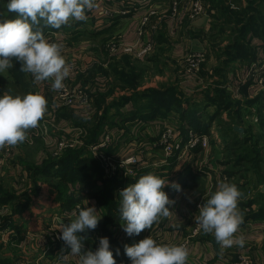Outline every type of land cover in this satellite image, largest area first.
I'll return each mask as SVG.
<instances>
[{
  "label": "crops",
  "instance_id": "1",
  "mask_svg": "<svg viewBox=\"0 0 264 264\" xmlns=\"http://www.w3.org/2000/svg\"><path fill=\"white\" fill-rule=\"evenodd\" d=\"M173 1L95 0L97 7L87 12L86 21H70L60 29L48 28L47 33L59 35L63 55L71 69L64 82L87 88L92 99L84 106L55 101L53 81L36 82L33 79L35 93L42 94L48 102L47 111L39 123L43 131L33 142L35 148H26L22 152L20 144L13 147L0 169V264H35L36 261L38 264H79V257L68 254L70 248L64 242L54 240L62 223L69 224L66 219H75L73 213L76 212L73 207L62 209L56 191L37 172L52 159L50 150L56 141L64 136L72 137L74 129L79 126L86 132V143L79 147L81 157L96 160L90 146L104 141L108 133L110 139L103 149L114 162L130 156L138 158V163L125 167L133 169L128 173V180L135 183L140 176L154 173L167 179L168 185L163 191L170 199L176 200L170 208L173 211L171 216L162 217L151 229L128 236L124 241L123 221L120 217L109 221L107 211L120 204L117 192L121 190L115 192L112 203H99V197L103 196L97 187L102 183L98 179L85 199L102 217L98 224L101 231L97 229L99 238L83 237L85 250L95 251L99 239L107 237L116 264H131L124 245L131 246L145 237L158 235L160 244L185 245L189 252L187 264H224L237 259L240 254L249 256L252 264H264V218L255 215L258 200L249 204L251 199L246 193L247 187H252L251 193L255 191V180L250 179L244 184V179H234L238 171L228 169L236 161L228 156L230 142L226 138L214 143L210 139L208 151L200 146L191 148L186 145L189 129H195L192 126L195 119L198 126L207 128V132L197 131L210 136L209 131L216 124L212 118L215 112L229 123L231 119L235 120L234 123L231 121L233 128L239 124L243 131L234 128L237 136L243 138L252 130L253 133L260 131L264 139V92L247 78L249 67L241 64L238 68L225 69L215 80L211 46L217 25L213 17L216 16L215 10L208 3L210 12L189 20L182 13L177 17L173 15ZM225 34L228 35L229 31L226 30ZM245 35L255 53L253 58L264 60V36L251 30ZM112 43L135 44L139 48L152 44L147 55L128 54L140 63L143 70H137L142 79L136 88L124 87L117 82L114 70H129L134 62L120 50L111 53L109 47ZM197 52H204L207 62L199 70L189 71L187 56ZM124 57H130L131 63H126ZM172 87L176 88V95H163L158 106L153 105L152 96L134 98L135 91L149 88L169 91ZM217 90L222 91L232 104L219 107L222 98L217 95ZM123 96L128 98L124 104H113ZM98 125L99 131L94 132L92 139L93 129ZM168 127H174V140L180 144L179 148L167 150L161 141L162 133ZM247 143L254 146L250 138ZM102 171L106 176L104 169ZM110 174L105 179L120 180L123 176L115 170ZM225 178L243 193L239 208L244 214V222L236 233V236H243V247L234 244L222 248L214 235L202 230L194 233L197 202L206 201L216 190L218 182ZM173 182L181 186V192L170 186ZM75 183L77 188L85 185L83 181ZM75 183L68 182L62 192H70L68 190ZM36 189L38 193L33 194ZM27 201L28 205L22 207ZM56 212L59 217H55ZM64 254H67L66 258H62Z\"/></svg>",
  "mask_w": 264,
  "mask_h": 264
},
{
  "label": "clouds",
  "instance_id": "2",
  "mask_svg": "<svg viewBox=\"0 0 264 264\" xmlns=\"http://www.w3.org/2000/svg\"><path fill=\"white\" fill-rule=\"evenodd\" d=\"M96 7L95 0H9L7 12L15 13L16 18L0 21V73L17 61L20 71L31 74L34 81L52 80L55 91L65 88L64 81L71 69L62 55L63 46L50 42L44 29H60L70 21H86L87 12ZM47 103L39 92L13 96L5 91L0 96V150L24 143L29 130L38 127L44 118ZM167 185V179L148 173L120 191V218L123 231L129 237L151 229L162 217L172 215L170 208L176 200L163 191ZM170 186L177 192L182 191L177 183ZM242 195L237 185L225 178L199 205V214L194 218L198 229L214 235L222 248L244 245L243 236H236L244 222L239 208ZM87 203L78 214L73 213L76 218L69 224L62 223L59 239L70 248L68 254L79 257V264H116L107 237L99 239L95 251L84 249L83 237L78 234L95 230L102 218L95 206L88 207ZM124 252L131 264H187L189 256L185 245L160 244L151 236L131 246L124 245ZM116 253L119 255V249ZM66 257L64 254L62 258Z\"/></svg>",
  "mask_w": 264,
  "mask_h": 264
},
{
  "label": "rangeland",
  "instance_id": "3",
  "mask_svg": "<svg viewBox=\"0 0 264 264\" xmlns=\"http://www.w3.org/2000/svg\"><path fill=\"white\" fill-rule=\"evenodd\" d=\"M175 1L178 3V9L176 12H174L173 10V3ZM191 2L192 0H174L172 3L173 15L177 17L179 13H182L186 15L187 19L189 20L195 19L196 17L195 18L189 17V9H190ZM203 3H204V9L200 15L210 12V8H213L216 12V16L215 15L213 16L215 22L217 23V25L215 26V37L213 41H211V46L213 47V50H214V59H215L213 66H212L214 79L215 80L218 79L217 75L222 76L223 71L227 68H238L240 64L245 65V67H249V74L247 75V78L251 80L252 82H254V84L259 87L260 91L264 92V84L261 85V84H258L257 82V76L261 73L264 74V60H262L261 58H258V59L253 58L255 56V53L253 49L249 46L248 39L245 38L246 37L245 32H247V30H251L255 32L256 34H261L262 36H264V0H213L212 2H208V0H203ZM208 3H209V6H211L210 8H208L209 7ZM178 24L180 23H177V25ZM226 30L229 31L228 35L225 34ZM45 35L49 39V41L56 42V43L63 45L62 42L59 40L58 34L48 32ZM63 54L64 52L62 48V55ZM126 55L130 56L128 54ZM192 56L200 57V62L196 68L192 67L191 62L189 61L190 57ZM131 59L133 60L135 64L138 63L134 61L133 57H131ZM196 60H197L196 57H193L192 61H196ZM206 62H207L206 54L204 52L190 53L187 56V64H186L187 69L189 71H194L197 69L199 70L201 66L204 65ZM15 63H17V61H15ZM139 64L140 63H138L137 65L140 68H142V66ZM254 75L256 76L254 77ZM15 90H16V84L14 81H12L11 76H9L8 72L5 71L4 73H0V91L3 93L7 91L13 96H15ZM217 95H219V97L222 98V99L220 98L221 100L219 101L220 103L219 107L226 105V103L232 104V102L229 99H227V96H225L222 91L217 90ZM217 113L218 112H215L216 116H214L216 120L214 129L212 130L210 129L209 131L210 132L209 134L211 136L210 139L212 143H214L215 140L224 137L229 142H232V145L231 143L228 144V145H231L230 148L228 149V156H232L237 159L239 157H242V159L239 160L240 161L239 165L231 164L228 169L234 172L238 171L234 179L235 180L244 179V184H246V182H248L250 179L255 180L256 188H253L255 190L254 191L255 194L254 192L251 193L252 187H247V188L246 186L244 187L246 188V193L249 196L247 198L249 200L250 199L252 200V198H254L255 199L254 201H256V199H258L257 209L263 208L262 215H264V139H263V136L260 133V131L253 133L252 130H250L248 135H245L243 138H241L236 135L237 133L235 132L233 128V124L231 123V121L233 123L236 121L231 119L229 123L225 121L224 119H222L220 116H218ZM235 126H239V124ZM38 127L42 128L40 125ZM41 131H43V129ZM248 138H250L251 141H253L254 146L248 145L247 143ZM29 141H30V136L28 132L27 140L24 143L20 144L22 148L21 149L22 152H23V149L34 147V144H33L34 141L33 142H29ZM84 141L86 143V135L84 137ZM258 145H260V147ZM103 148H102V151L104 152V155L108 156L109 154ZM69 149H74V148L72 147L65 148L61 154L65 153L66 151L69 152L68 151ZM26 153H29V152H26ZM95 159L96 160L94 161L96 163L95 164L96 166L94 165V169L97 171L96 173L98 174V179L102 182L101 185L97 187L101 189L102 191L101 194L103 197H99L98 200H99V203L107 201L110 204L112 203V199H114L115 192L117 190L119 189L123 190L125 187L133 184L132 180H128V173L131 172L133 169L132 168L125 169V166H121L119 162L116 163L112 159L114 165L111 168V171L108 172L102 159L99 156H96ZM5 161L6 160H4L3 163H5ZM128 166L131 167L130 165ZM1 168H3L2 165L0 166V169ZM103 169L107 173L106 176H103V171H102ZM114 170L121 172V174L123 175L121 176V180L122 179L124 180L123 183L118 182L117 184L112 185L111 181L105 179V178L110 177L111 175L110 173H112ZM51 184L53 186L55 185L54 188L56 187L59 190H63V187L61 183L59 182V180L52 181ZM37 189L36 191L34 190L33 194L38 193ZM119 193L120 192H117V201H120ZM86 196L87 194L82 196L81 199L86 200L87 199V198L85 199ZM56 198L58 200L57 193H56ZM107 211L109 215H112V216L114 215V209H112L111 211L107 209ZM43 213H46V212L43 211ZM55 214H57L55 217H59L58 212H56ZM53 221L56 224L54 219ZM69 221H70L69 219H66V222H69ZM96 231H97V228H96ZM154 236H158V235H154Z\"/></svg>",
  "mask_w": 264,
  "mask_h": 264
},
{
  "label": "trees",
  "instance_id": "4",
  "mask_svg": "<svg viewBox=\"0 0 264 264\" xmlns=\"http://www.w3.org/2000/svg\"><path fill=\"white\" fill-rule=\"evenodd\" d=\"M9 2V0H0V21L4 19H13L16 18L15 13H8L6 5ZM48 28L44 29L45 34L47 33ZM124 61L126 63H131V60L129 57H124ZM21 65L19 62L15 63L13 62V67L8 69L7 72L9 76H11L12 81L16 84V90L15 95H26L28 93H35V83L33 81V78L30 74L24 73L20 71ZM143 71L142 68H140L137 64L134 63L133 66L130 65L129 70H126L125 68L121 70H114L113 73H116V79L117 82L121 83L122 86H129V87H135L141 82V77L139 71ZM176 88L172 87L169 91H162L161 89H154L149 88L145 89L143 91H135L134 98H140L143 99V96H152L154 97V103L153 105L158 106L161 105L160 101H162V96L165 94H170L171 96L176 95ZM3 95V92L0 91V96ZM104 99V97H103ZM127 97L123 96L118 101L114 102L113 104L116 106H120L121 104H124L127 101ZM160 99V101H159ZM171 99V98H170ZM179 99V98H178ZM99 99V101H101ZM180 100V99H179ZM218 114V113H217ZM215 114L212 116V118H215ZM104 114L101 116V120L103 121ZM198 122L195 119V123L192 124V126L195 128V130H199L200 132H207V128H202L198 126ZM100 125L97 126V128L93 129L92 132V139H94L95 134L97 131H99ZM95 132V134H94ZM232 145V142H230ZM230 145V146H231ZM81 148V147H80ZM80 148H74L69 149V152H65L61 154L58 157H52V159L48 160L47 165L44 168H40L37 172L43 177L42 180L49 182L51 184L52 181H58L61 183L63 189L66 187L67 183L71 181L72 184H74L76 181L84 182V186L76 187L73 185L71 190H68L70 192H62V190H59L58 188H54V186L51 184L53 191H56L58 195V201H60L62 205V209H68L73 207V205L81 199L82 196L89 194L91 191V188H94V186L97 184L98 181V174L97 171L94 169V165L96 164L95 161L90 157H81V149ZM230 148V147H229ZM242 157H239L238 159L235 158L234 165H239ZM96 166V165H95ZM36 172V173H37ZM101 175V174H100ZM80 179V180H79ZM111 184H117L118 182L123 183V179L116 180V179H110ZM111 187V186H110ZM0 197L2 198L1 194ZM3 200V199H2ZM254 198H252L251 201L248 203L251 204L254 202ZM258 200V199H256ZM28 201L23 204L22 207H25L28 205ZM120 203V201H119ZM120 204H118L117 207H110L109 211L114 209V215L108 214V220L109 221H115L118 220L120 217L119 212ZM263 208H259L256 211V216H260L264 218V215H262ZM97 229L100 230V228L97 226ZM101 231V230H100ZM82 237H87L88 234L86 231L84 233H79ZM129 240V239H128Z\"/></svg>",
  "mask_w": 264,
  "mask_h": 264
},
{
  "label": "built area",
  "instance_id": "5",
  "mask_svg": "<svg viewBox=\"0 0 264 264\" xmlns=\"http://www.w3.org/2000/svg\"><path fill=\"white\" fill-rule=\"evenodd\" d=\"M178 9V3L175 1L173 3V10L176 12ZM204 9V3L203 0H192L190 4V9H189V17L190 18H195L198 15H200L203 12ZM150 13H154V11H151ZM52 42V41H50ZM109 50L111 53L116 54L119 50V52L131 54V55H136V56H143L147 55L151 50H152V44H147L143 48L137 47L135 44L131 45H120L119 43H112L109 47ZM193 57H196V61H192ZM189 61L191 62V66L196 68L197 65L200 62V57L198 56H192L190 57ZM248 74H249V69H248ZM256 75H254L255 77ZM257 82L258 84L263 85L264 84V74L261 73L257 76ZM65 88L59 90V91H54V98L55 101H59L61 103L67 104V105H76V106H84L87 105L91 102V94L89 90L85 87H80V86H75L72 85L68 82H64ZM36 127L34 129H31L29 131V136H30V141L33 142L34 139L42 132V128ZM174 127H168L161 136V141L165 144V147L167 150H172L174 147L179 148L180 144L178 142H175L174 140ZM189 138L186 141V145L188 147L194 148L197 146H200L203 150L208 151L210 147V136L207 133H199L195 129H189ZM86 135L85 130L82 127H77L74 129V135L70 138L67 137H61L59 138L56 143L54 144L52 150H51V155L53 157H58L61 155L63 150L65 148H78L82 146L85 141L84 137ZM110 139L108 133L105 135L104 141L100 143L93 144L90 149L94 153L95 156H99L102 161L105 164V167L108 172L111 171V168L113 167L114 163L112 161L111 156H106L104 155V152L102 151V148L106 145L107 141ZM13 147H6L3 150H0V166L3 165V161L7 156L10 155ZM121 166L127 167L128 165L136 164L138 163V158L137 156H130L126 159L121 160L120 162ZM55 195V194H54ZM60 202V201H59ZM86 200L81 199L80 201L76 202L73 206L74 211L78 213V211L86 206ZM202 201L197 202L196 204V209L197 212L199 210V205L202 204ZM88 207H91L90 204H87ZM199 214V213H198ZM197 214V215H198ZM199 231L198 226L195 224L194 228V233H197ZM86 232H89L90 235L94 238H99L98 232L95 230H86ZM61 232H59L57 235L54 236V240H60L64 242L63 240L59 239L61 236ZM124 241L128 238V235L125 233V236L123 237ZM159 243L160 238L159 236H154L152 237ZM53 239V238H52ZM65 243V242H64ZM67 246V245H66ZM23 264H29L27 262ZM35 264H38L36 261ZM224 264H252V260L249 256L245 254H240L239 257L235 260L226 262Z\"/></svg>",
  "mask_w": 264,
  "mask_h": 264
},
{
  "label": "water",
  "instance_id": "6",
  "mask_svg": "<svg viewBox=\"0 0 264 264\" xmlns=\"http://www.w3.org/2000/svg\"><path fill=\"white\" fill-rule=\"evenodd\" d=\"M237 131H239V132H242L243 131V129L241 128V127H239V126H235L234 127Z\"/></svg>",
  "mask_w": 264,
  "mask_h": 264
}]
</instances>
